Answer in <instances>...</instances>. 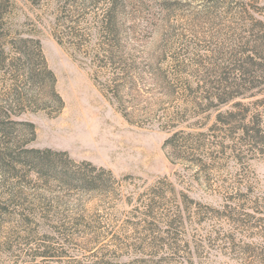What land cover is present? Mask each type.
I'll list each match as a JSON object with an SVG mask.
<instances>
[{
    "label": "rangeland",
    "instance_id": "374dc122",
    "mask_svg": "<svg viewBox=\"0 0 264 264\" xmlns=\"http://www.w3.org/2000/svg\"><path fill=\"white\" fill-rule=\"evenodd\" d=\"M112 4L118 13L113 31L107 32L102 20ZM262 4L255 0H14L0 28L1 46L11 50L6 42L17 31L38 38L65 105L53 116L28 110L12 118L35 124L36 139L29 146L68 151L77 161L111 170L118 183L114 193L75 194L60 191L54 181L46 184L34 173L26 177L25 169L16 173L0 169V264H27L29 253L44 242L50 244L44 234L52 233L47 228L31 233L1 214L11 194L18 204L14 219L28 215L100 222V234L108 240L118 237L120 248L131 245L140 252L121 261L264 264V154L243 147L244 154L237 157L229 148L220 152L215 142L221 138L193 136L183 147L186 159L172 163L164 147L174 130L190 131L189 126L204 120L205 115L193 110L185 113L190 110L188 100L200 96L197 84L214 71L211 62L228 58L259 33L247 11L252 13ZM15 58L14 53L0 55L1 103L24 78L5 68ZM131 62L133 91L125 92L133 95H126L123 106L107 92L106 83L119 77L121 63ZM35 92L31 94L37 98L23 101L28 109L52 104ZM258 98L264 95L250 100L251 112L264 115V102H254ZM125 106L132 114H123ZM214 119L212 111L206 128ZM103 247L102 254L115 248L107 242ZM74 248L72 254L83 263L100 257L84 245Z\"/></svg>",
    "mask_w": 264,
    "mask_h": 264
},
{
    "label": "trees",
    "instance_id": "16d2710c",
    "mask_svg": "<svg viewBox=\"0 0 264 264\" xmlns=\"http://www.w3.org/2000/svg\"><path fill=\"white\" fill-rule=\"evenodd\" d=\"M255 1L258 4L264 3V0ZM13 6L14 0H0V28L11 14ZM117 13L118 7L115 4L110 5L102 20L104 31H113L112 25ZM247 13L260 31L246 40L241 50L232 52L231 56L221 61L218 58L211 62L214 71H208L199 79L196 89L200 96L188 100L190 110L187 109L185 113L193 110L199 116L205 115L204 120L198 121L197 126H189L190 131L174 130L167 138L164 147L172 163L175 160L186 159L183 147L193 136L221 138L219 142H215L220 147V152H225L229 148L233 154L237 152V157L244 154L243 147L251 153L264 154V115L252 113L251 102L253 101H250L264 95V4L254 9L252 13L249 10ZM2 38L0 34V39ZM7 43L10 44L11 50H6L0 42V55L8 56L14 53L16 58L13 64L5 68L15 71V75L20 74L24 78L13 92L8 93V101L0 102V169L2 171L9 169L15 173L20 169H25L26 177L34 173L46 184L56 182L60 191L64 192L114 193L118 179L111 170L97 166L88 160L77 161L65 150L29 146L36 139L35 124L15 120L12 116L18 117L28 110L47 111L53 116L62 111L65 103L57 91L56 76L47 64L40 40L17 31ZM110 47L114 51L115 46L110 45ZM5 61L4 59L3 65H6ZM27 64L29 66H26ZM118 68H121L122 73L118 74L119 77L110 78L106 87L107 92L124 106L127 103L126 95H133L125 92L127 89L133 91L130 87V84L134 83L131 70L133 62L121 63ZM32 92L43 94V97L50 99L52 104L28 109L23 101L37 98L31 94ZM261 101L264 102V98H258L254 102ZM212 111H215L214 122L206 128L205 121ZM123 114L125 116L132 114L129 106H125ZM194 127L199 131L195 132ZM13 132L16 135H12ZM228 140L233 144H226ZM15 198L14 194L8 197L4 202L5 212L1 214L7 215L31 233L38 232L41 228L52 231V233L44 234L45 240L50 244L47 245L44 242L42 247L29 253L30 258L27 264H132L135 259L131 260V258L129 261L120 259L123 256L131 257L140 254L138 250H132L131 245L126 249L120 248L122 246L118 237L108 240L99 233L100 222L84 217L32 218L27 215L14 219V211L18 205L15 204ZM104 242L113 244L114 250L102 254ZM74 245L77 247L84 245V249L92 252L93 256L100 253V257H97L94 262L83 263L72 254V249L76 248ZM64 260L70 261L65 262Z\"/></svg>",
    "mask_w": 264,
    "mask_h": 264
}]
</instances>
